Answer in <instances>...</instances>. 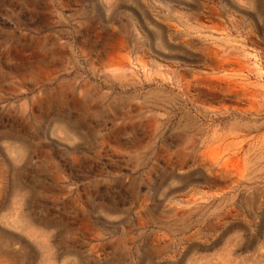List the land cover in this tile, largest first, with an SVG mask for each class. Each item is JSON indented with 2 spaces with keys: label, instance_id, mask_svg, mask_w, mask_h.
<instances>
[{
  "label": "rangeland",
  "instance_id": "1",
  "mask_svg": "<svg viewBox=\"0 0 264 264\" xmlns=\"http://www.w3.org/2000/svg\"><path fill=\"white\" fill-rule=\"evenodd\" d=\"M0 264H264V0H0Z\"/></svg>",
  "mask_w": 264,
  "mask_h": 264
}]
</instances>
